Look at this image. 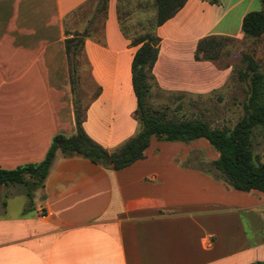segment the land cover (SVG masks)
<instances>
[{"label":"crops","instance_id":"0c3cea01","mask_svg":"<svg viewBox=\"0 0 264 264\" xmlns=\"http://www.w3.org/2000/svg\"><path fill=\"white\" fill-rule=\"evenodd\" d=\"M91 1L0 0V168L40 163L54 136L75 134L76 96L65 39L79 32L73 22ZM122 1L108 0L101 27L88 30L83 58L89 88L77 101L84 103L83 129L110 153L140 130L131 84V62L138 46L120 27ZM150 1L154 8L149 15L155 21V0ZM260 8L259 0H186L158 27L159 53L152 73L164 43L171 65H178L183 55L179 46L189 45L187 57L194 65H210V74L222 76V85L219 82L209 91L168 90L154 78L155 86L195 96L224 89L232 68L195 60L197 42L207 36L242 39L243 17ZM205 21L212 24L200 33ZM207 142L152 137L144 158L121 170L57 151L40 185L39 203L30 206L32 212L0 218V264L264 261V194L235 190L202 170L219 156ZM18 186L0 188L15 194ZM6 209L2 199L0 214Z\"/></svg>","mask_w":264,"mask_h":264},{"label":"trees","instance_id":"16d2710c","mask_svg":"<svg viewBox=\"0 0 264 264\" xmlns=\"http://www.w3.org/2000/svg\"><path fill=\"white\" fill-rule=\"evenodd\" d=\"M107 1L98 0L97 12L105 11ZM259 1L261 9L247 13L242 19L241 31L244 39H256L264 35V0ZM185 2L186 0H155V27L172 18ZM84 33L76 31L65 39L73 94L79 82L78 61L83 56L88 29ZM237 40L219 36L204 37L197 42L194 58L215 62L225 43ZM159 42L160 39L155 34L149 33L131 42L138 46L131 62V84L136 99L135 116L140 123V130L135 136L125 141L116 151L108 152L83 129L85 109L75 100V134L69 137L60 134L54 136L40 163L27 164L12 170L0 168V185H24L30 195L33 187H39L43 183L57 151L65 156L79 155L103 167L121 170L144 158V151L152 137L159 141L184 143L203 138L219 156L201 166L202 170L221 179L235 190H257L264 194V163L252 149L253 130L261 127L264 131V73L260 71L258 64L249 55H243L245 68L238 71L237 77L240 82L246 83L247 98L243 104V115L234 126L218 128L211 127L202 119L170 118L165 110L153 111L147 104L151 81L154 80L152 70L158 57ZM253 264H264V261Z\"/></svg>","mask_w":264,"mask_h":264},{"label":"rangeland","instance_id":"374dc122","mask_svg":"<svg viewBox=\"0 0 264 264\" xmlns=\"http://www.w3.org/2000/svg\"><path fill=\"white\" fill-rule=\"evenodd\" d=\"M146 1V2H145ZM124 12L120 16V27L123 33L131 38L143 36L145 34H156L158 27H155L154 19H150L149 12L153 10V5L150 0H123ZM148 3V5H144ZM98 0H92L75 18L73 24L84 33L86 29L91 30L95 25L100 28L102 25L103 13L97 12ZM261 9V8H260ZM260 9H252L258 11ZM142 10L145 15L136 16L131 12ZM142 20H141V19ZM211 22L205 21L199 26V32L207 30L211 26ZM170 25V24H169ZM174 25H177L174 24ZM85 34V33H84ZM165 43L162 47L160 63L154 71V78L165 89L168 90H199L209 91L213 86L221 84L222 76H212L210 72L213 70L210 65H194L191 56L187 57L189 45L179 46L183 51V55L178 57L177 64L171 65L169 56L166 53ZM243 55H249L258 64L260 71L264 73V35L256 39H238L236 42L227 41L222 48L219 58L215 61L219 67H231L232 75L229 83L219 92L205 96H195L186 93H170L161 91L155 82L151 81L150 96L147 101L148 106L153 111L165 110L170 118H196L208 122L211 127L221 128L223 126L232 127L243 115V104L247 98L246 83L238 80V71L245 68V63L242 62ZM184 63L187 65H179ZM87 63L83 56L79 57L78 61V77L79 82L76 87V101L80 99L81 93H85L83 89L89 88V74ZM205 75L204 80H199V77ZM83 78L84 85L81 87L80 81ZM224 84V83H223ZM222 85V84H221ZM218 86V85H217ZM84 102V100H82ZM84 103L78 105L82 108ZM225 113H228L225 114ZM225 114V115H224ZM264 131L261 127H256L252 135V149L261 159L264 157ZM197 141V140H194ZM191 141V142H194ZM188 142V143H191ZM184 143V142H182ZM208 143V142H207ZM209 147L216 150L208 143ZM203 156L201 152L198 155ZM195 157V155H191ZM15 194L9 193L5 188H0V202L2 199L7 203L5 214H0V218H15L20 215L31 213L30 206H36L39 203V187H33L30 195L27 193V187L24 185L18 186ZM256 263V262H255Z\"/></svg>","mask_w":264,"mask_h":264}]
</instances>
